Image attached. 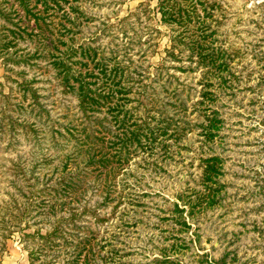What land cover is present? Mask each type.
Wrapping results in <instances>:
<instances>
[{"label":"rangeland","instance_id":"1","mask_svg":"<svg viewBox=\"0 0 264 264\" xmlns=\"http://www.w3.org/2000/svg\"><path fill=\"white\" fill-rule=\"evenodd\" d=\"M60 2L61 9L49 10L46 16L55 35L59 33L53 23L64 34L66 27L72 28V38H60L74 46L88 42L105 54L111 51L150 78L164 64L173 74L171 88L184 89L180 98L185 106H174L175 99L157 82L148 86L142 94L144 110L151 109L147 122L155 131L160 128L158 137L143 142L109 182L114 199L102 203L105 191L90 174L56 216L39 215L43 207L35 209L40 184L31 187L28 197L16 188L27 184L19 177L22 168L27 177L34 169L40 181L52 173L55 178L57 152L46 139L39 146L25 139L20 127L15 133L5 130L8 125L0 113V264H30V235L51 230L55 218L73 213L80 225L93 229L95 261L88 264H264V0H176L182 18L170 24L161 21L158 0H74L83 13H68L71 20L79 16L73 27L62 16L68 4ZM0 6L13 10L21 28L37 32L34 19L24 16L17 0H0ZM33 44L23 32L15 55L33 50ZM58 47L64 48L60 43ZM170 50L176 57L168 55ZM200 50L221 53L222 75L198 63ZM52 74L33 63L4 62L0 53V111L5 106L1 94L19 96L10 91L16 83L7 75L42 80L34 86L43 88L51 118L64 122L60 116L68 108L74 112L77 100L54 86ZM135 105L136 100L127 108ZM4 113L33 120L28 114L19 118L17 110ZM212 116L217 120L211 136L204 128ZM44 154L52 158L48 165ZM212 157L217 160L215 171L207 173L206 160ZM47 184H54V179ZM70 251L54 247L46 257L40 253L34 264L43 258L64 264Z\"/></svg>","mask_w":264,"mask_h":264},{"label":"trees","instance_id":"2","mask_svg":"<svg viewBox=\"0 0 264 264\" xmlns=\"http://www.w3.org/2000/svg\"><path fill=\"white\" fill-rule=\"evenodd\" d=\"M60 1L17 0L18 7L23 10L24 16L34 19L38 29L35 33L28 32L25 27L19 26L18 22L14 20L13 10L0 6V53L4 56V62L33 63L36 67L43 69V72L52 71L54 86H59L61 91L65 94L69 93L77 100V109L74 112L69 111V108L66 109V112L60 116L66 120L61 122L51 118L50 112L42 100L47 98L40 92L43 88L34 86V83L42 80L23 78L18 80L7 75V79H13L12 81L16 83L15 88L10 86V91H17L19 96L11 95V92L1 94V101L5 103V106L10 104L8 108L4 106L0 111L1 121L4 125H8L5 130L15 133L18 132L17 127H20V133L23 132L25 139L33 140L38 146L41 139H46L52 151L57 152L56 157L59 163L55 168L58 171L55 178L52 173L48 178L45 180L43 178L40 181L39 176L34 174V169L30 170L27 177L26 171L22 168L19 177H22V181H26L27 184L25 186L17 185L16 188L18 193L27 196L31 187L40 184L41 186L39 185L40 187L35 190L34 207H36L35 209L43 207V212H40L39 215L50 214L52 216H56L58 212L65 209L66 198H70L72 193L78 190L77 185L81 184L80 182L86 177H90L88 176L90 174L93 175L95 181L99 182L97 188L101 192L105 191L102 203L114 199L111 196L112 189L109 182L126 167L131 155L143 148V142L155 140L160 134L157 133L160 128L155 131L153 127L148 126L146 113L151 109L144 110L146 96L142 99V94L145 93L148 86L157 82L165 92L175 99L172 102L174 106H185V101L180 98L184 89L171 88L170 78L173 74L168 73V67L164 64L156 67L154 75L150 78L131 65L122 63L123 61L117 59L111 51L109 54H105L104 50H99V47L88 42L78 46L65 42L60 37L65 35L72 38L74 30L64 24L61 25L63 28H67L65 34L60 27L53 23V27L59 33V35H55L53 28H49L47 25L46 16L49 10L56 13L61 9ZM62 1L68 4L69 9L62 13V16L73 27L79 16L75 15L71 20L68 13L83 12H80L73 4L74 0ZM37 4H40L42 8L37 9ZM75 8L76 10H73ZM157 8L161 21L164 23L170 24L182 18L180 12L182 8L177 5L176 0H158ZM44 29L50 35L45 34L42 31ZM23 32H26L30 41L34 42V49L15 55L17 50L14 47L17 45V39L23 38ZM58 43L62 44L64 48L60 49ZM168 55L176 57L172 50L168 51ZM197 57L198 63L208 66L210 72L213 69L218 75H222L224 61L221 60L220 52L211 51L202 54V50H200ZM37 60L42 61L43 64L40 66L36 62ZM11 69L8 70L13 71ZM208 93L210 94L205 91V94ZM130 94L137 95L133 98L129 96ZM10 98H13L14 101L12 102ZM134 100L137 101V105L127 108V104ZM152 101L155 102L156 99L154 98ZM25 102L27 103L25 104ZM139 106L141 111H138ZM4 109L17 110L19 118L22 114L32 115L33 120L27 121L23 119L24 117L19 120L17 117L12 118L11 115L6 116ZM208 120H211L212 123L207 124V128H204L206 129L205 134L212 136V126L217 118L212 116ZM161 133L165 135L166 128H162ZM42 159L43 163L48 165L52 158L49 159L44 154ZM216 161L214 157L207 159L205 172L215 171ZM30 176L33 177V182H30ZM53 179L54 184L48 185L47 183ZM45 206L46 208H44ZM92 215L98 216L93 213ZM77 217L78 214L73 213L71 217L59 216V218H55L52 223L50 222L51 230L35 234L42 242L35 241V235L31 234L30 243L33 244V248L31 247L28 252L29 263L34 264L35 261L40 260V253L46 257L48 255L46 253L57 246L71 250L64 264H88L89 261L93 263L95 261L94 246L91 243L93 229L80 225L78 223L80 217ZM82 229L83 231L87 230L88 234L85 232L86 234L79 235ZM23 235L29 236L28 234ZM35 245L37 248L34 249ZM55 263H57L56 260L43 258L40 264Z\"/></svg>","mask_w":264,"mask_h":264}]
</instances>
